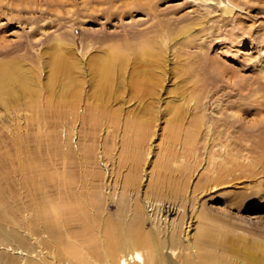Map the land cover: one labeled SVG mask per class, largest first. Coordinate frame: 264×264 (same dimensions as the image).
Returning <instances> with one entry per match:
<instances>
[{
	"label": "rangeland",
	"instance_id": "rangeland-1",
	"mask_svg": "<svg viewBox=\"0 0 264 264\" xmlns=\"http://www.w3.org/2000/svg\"><path fill=\"white\" fill-rule=\"evenodd\" d=\"M141 46L164 58V82L156 63L139 58ZM114 53L129 62L114 67L111 93L105 88L101 103L92 99L94 62ZM57 57L73 64L71 77L82 85L75 106L59 100L63 73L48 87ZM4 62L29 70L26 81L38 90L34 100L18 94L8 106L0 103V252L6 257L18 264L29 257L81 264L64 247L87 253L101 247L96 225L116 217L122 203H138L162 179L183 188L188 223L181 239L186 230L195 241L200 224L192 208L216 227L220 264H246L226 256L229 245L264 255L258 245L264 242V0H0ZM174 107L186 115H175ZM130 176L139 194L121 197L118 186ZM47 197L79 202L62 222L60 245L41 232L36 208ZM91 197L102 210L90 205ZM159 216L166 236L177 212H167V223ZM6 233L17 242L4 239Z\"/></svg>",
	"mask_w": 264,
	"mask_h": 264
},
{
	"label": "bare ground",
	"instance_id": "bare-ground-1",
	"mask_svg": "<svg viewBox=\"0 0 264 264\" xmlns=\"http://www.w3.org/2000/svg\"><path fill=\"white\" fill-rule=\"evenodd\" d=\"M148 50H150V48L141 46L138 56L139 58H144V60L147 57V60L150 59L152 62L156 63L157 67H154V70L158 73L159 77H162V81L164 82L166 76L164 70L166 67L164 64V58L161 55L160 57L159 54L152 51V49L150 51ZM149 53L153 55L147 56ZM128 62V59L126 62H123L120 57H117V53H114L113 55L107 54L104 57L95 60L94 64L98 73V79L96 85H94L95 90L92 97L93 100H99L101 103L105 101V99H103V93L105 88L111 93V79L114 67L121 65L124 66L125 69ZM63 63L58 57L56 62L53 61L51 63L52 67L48 87L51 88L53 86L57 74L63 73L66 82L59 100L61 104L65 103L68 107L69 104L75 106L80 100L82 85L71 77V73H73L74 69L73 64L68 61H66L65 64ZM21 66L20 63L11 64L4 62L0 64V103L5 107L8 106V103H11L13 99H17L18 94L23 98L32 100L38 95L36 87L34 86L35 88H33V85L26 81L28 79L26 74H28L29 70L21 69ZM121 69L123 70V68ZM107 98L110 100L111 94ZM174 110V114L177 116L183 114V112L184 115H186V111L184 110H179L176 107H174ZM62 179L63 185H65L66 188L70 182L66 180L65 176L62 177ZM138 186L139 182L136 181V178L133 179L132 176L128 177L123 180L120 186H118L123 190L120 196L125 197V192L129 193L131 197L132 193L139 194L137 190V188H139ZM148 188L149 189H146L143 193V197L138 203L132 201L129 206L124 208L126 204L121 202L122 208L120 210H123L120 211L118 209L116 217L106 219L107 221L101 223L99 227L96 225L95 228L98 229L101 247L91 245L89 247L90 252L87 253L83 252L82 249L69 244L65 246V253L70 259H77L78 261L83 262L81 264H90L89 260L91 258L89 259L88 255L98 260V264H220L218 261L221 259L217 260V257L214 255V251L220 249L216 227L209 221V216H206L200 210L197 212L192 208L189 210L200 224L197 228L195 241L193 242L188 238L185 234L186 230H184L183 239H181L182 237L180 234L183 233L182 226L184 223H188L184 221L185 214L183 204L187 201H184L185 196L183 195V197L181 194L183 192L181 184L179 182H171L169 184L162 179L160 185L158 184ZM65 201H54L52 198L47 197V205H42L43 207L40 209L39 207L36 208L38 209V212L36 213L40 216L42 224L41 232L47 233L49 237L53 238H50V241H56V244L58 245L61 244L59 230L63 227V220H65L66 217H71L80 207L78 201L70 202V200L66 198ZM100 203L99 198L96 199L95 197H91L90 205L93 207L98 204V207L96 208L98 211L102 210ZM134 203L136 204L134 205ZM166 204H168V206H166ZM170 211L174 213L177 212V217L171 221L168 220V223H170L168 226L170 227V232L165 236L166 227L165 225L164 227L161 226V224H163L162 222H160L161 224L159 223V214L161 213V215L164 216L163 221L167 223L165 219L167 212ZM181 211L182 214L179 216L178 214ZM144 214L150 219V228L146 227V223L142 219V215ZM93 217L95 218V216H92L91 218L93 219ZM189 218L190 217H187V219ZM154 220L157 222H154ZM203 220L206 222H201ZM159 226L161 227V230H158ZM187 227H189V225H186V228ZM153 228H155L157 232L154 231ZM223 230L226 229L224 228ZM2 235L4 239H10L13 242H17V240L11 237L8 233ZM262 238L264 239V236ZM258 245H260V248L263 249L264 253V242H259ZM251 247L247 246L246 248H243V250H240L229 245L223 250V252L226 256L230 257L231 261L237 257V260L245 258L244 262L246 264H259V260L261 258L263 259L264 255L256 251H251ZM7 249L13 250L12 247L9 248V245H7ZM239 251H242L241 254H239ZM6 256L7 255L0 252V264H18L12 258ZM46 263H48L47 260L36 257H29L26 261V264ZM64 264H69V260ZM240 264L243 263L241 262Z\"/></svg>",
	"mask_w": 264,
	"mask_h": 264
}]
</instances>
